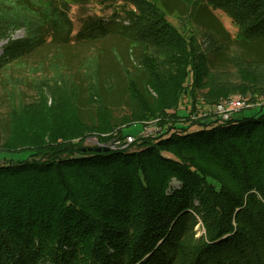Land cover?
<instances>
[{"label": "trees", "instance_id": "16d2710c", "mask_svg": "<svg viewBox=\"0 0 264 264\" xmlns=\"http://www.w3.org/2000/svg\"><path fill=\"white\" fill-rule=\"evenodd\" d=\"M98 1L116 16L107 22L87 18L74 37L67 7L77 0H15L13 8L0 13V39L18 28L25 29V37L7 42L0 74L49 39L60 38L62 44L117 39L150 52L148 61L161 51L171 55L170 61L179 59V77L168 80L171 94L157 82L154 88L162 102L148 117L158 119L165 109H176L189 73L200 81V67L210 60L205 51L202 65L194 67L195 42L168 21L174 10L181 15L174 1ZM179 1L188 8L186 0ZM199 1L195 10L188 8L189 20L220 11L237 27L234 43L262 53L261 59L256 52L259 59L239 54L236 60L240 72L254 75L252 100L263 95L264 0ZM222 49L219 45L212 51ZM57 58L48 68L61 74L66 65ZM100 64L96 59L95 88L105 106L101 90L109 93L119 85L113 77L116 57L112 55L108 68ZM123 79L128 98L145 108L142 74L137 82L129 81L134 93L127 89L124 73ZM70 81L75 122L61 116L58 85L46 79L36 86L37 101L21 107L29 118L20 119L22 128L31 123L36 127L27 142L15 138L19 125L9 114L0 143V264H264V109H249L253 113L248 115L241 110L227 120L209 116L185 126L168 125L151 138L138 137L113 150L107 145L125 138L116 135V124L125 119L93 133L96 126L81 120L80 90L72 77ZM146 81L149 85L148 77ZM112 82L107 90L105 85ZM213 84L209 79V87ZM44 93L50 97L52 118L39 112L35 119L32 112L46 104ZM226 95L212 94L206 100L216 104ZM85 102L90 105L88 98ZM89 135H94L95 146L83 145Z\"/></svg>", "mask_w": 264, "mask_h": 264}, {"label": "rangeland", "instance_id": "374dc122", "mask_svg": "<svg viewBox=\"0 0 264 264\" xmlns=\"http://www.w3.org/2000/svg\"><path fill=\"white\" fill-rule=\"evenodd\" d=\"M173 1L175 3L174 7L180 10L181 15L174 10L170 14L168 21L182 30L186 37L195 42L197 47L195 53L198 58L194 67L202 65L203 61L200 55L204 54L205 51H209L210 60L209 65L206 64L200 67V81L197 78V82H195L193 73H189L188 79L183 84L184 91L177 96L176 109H165L163 116L158 119L148 117L149 111L155 113L162 102V98L157 97L155 92L154 86L157 85V82L162 84L161 86H157L161 89H166L171 94L172 89L168 88L170 87L168 80L179 77V65L182 66V64H178L179 59H174V62L170 61L171 55L167 51H161L159 55L151 58L152 61H148L150 52L145 49L130 48L124 41L118 42L117 39L102 41L74 40L75 42L72 41L73 43L71 44H62L61 42L63 41L60 38L49 39L46 45L37 49L30 56L12 63L8 70L0 74V143L6 136L9 114L10 118L13 116L19 125L18 129L16 128L15 138L18 135L21 136L24 140L20 142H27L29 133L36 130L34 123H31V126L22 128L20 119L28 121L29 118H25L27 113L20 111L23 104L37 101L36 86L45 79L46 82L52 85L53 81H55L54 84L56 86L58 85V102L62 108L60 113L70 123L75 122L73 110L70 114V108L72 107L70 78L72 77L80 90L79 113L82 118L80 119L85 123H90L92 127L96 126V130L92 132H98L99 129H104L108 125L110 126V124L119 123L124 118V122L116 124L119 128L116 135L125 134V138L130 137L134 140L138 137L151 138L168 125L185 126L196 118L209 116L214 118L216 117L215 105L226 98L238 96L252 100L251 93L257 87L252 84L255 80L254 75L248 76L240 72L242 68L238 64L239 70L237 69L236 59L240 60L239 54L246 59H261L262 53L256 49L242 48L237 43H234L237 27L224 13L208 10L209 13L199 15L198 19L193 22V20L188 19L189 9L195 10L196 5L193 6V4L200 1L186 0L189 9H186L179 0ZM14 2L15 0H0V13L13 8ZM77 2L78 4H73L72 6L70 4L67 7L69 8L67 16L73 24L72 36L74 37L76 31H79L82 23H84L83 20L91 18V20L102 19L104 22H107V20H111L116 16L113 9L103 7L99 4L98 0H88L87 2L86 0H82L85 4H81L79 0ZM23 37H25V29L18 28L12 30L7 37L1 38L0 55L7 42L20 40ZM219 45L223 49L219 53H214L212 49ZM210 48L212 49L210 50ZM112 55L116 57V69L113 72V77L119 85L115 87L114 91L109 93H106L104 89L101 90L100 94L105 105L103 106L99 101L98 92L95 88L94 64L97 59L101 63V67L105 65L108 68ZM138 56L140 60L136 61L135 58ZM54 57H59L57 59L66 65L67 71L60 70L63 78H61L60 73L54 74L52 66L48 68V64ZM40 63L43 64V67L38 65ZM143 63L145 69L142 68ZM122 68L123 73L127 77V89L129 88L132 92L133 87L130 86V79L133 81L136 79L137 82L140 73L144 77L143 87L146 90L144 97L145 108L138 101H135L136 103L133 102V98L130 100L124 92L123 85L125 83L123 81ZM147 77L148 82L150 81L149 85H147ZM209 79L214 80V87H209ZM65 83L67 84L65 85ZM112 86L113 82L112 84L105 85L107 90H110ZM221 92L227 95L218 98L216 104L207 102V97L211 98L212 94H219ZM169 94L165 93L163 95L168 96ZM261 96H264V94L260 96L256 95L254 97L256 99L252 100L251 103H254L253 101L258 102V98H261ZM44 98L46 104H40L39 109L41 110L36 109L32 112V116L35 119H38L39 112L48 114L50 112L48 107L51 102L48 93H44ZM87 98L91 106L85 102ZM176 113L178 116L185 117L176 119L173 117ZM251 113H253V110L248 109L242 112L243 115ZM51 118L49 114V119ZM160 119L163 120L159 121ZM174 121L177 122L174 123ZM95 141L94 135H89L83 141V145L95 146ZM18 144V142L12 143V145ZM198 228L199 224L196 225L195 230Z\"/></svg>", "mask_w": 264, "mask_h": 264}, {"label": "built area", "instance_id": "2783aa9c", "mask_svg": "<svg viewBox=\"0 0 264 264\" xmlns=\"http://www.w3.org/2000/svg\"><path fill=\"white\" fill-rule=\"evenodd\" d=\"M252 108H262L264 109V97L260 98L258 102L251 103L248 99L241 98L238 96L229 97L225 100H221L215 105V115L222 119L227 120L231 117L232 114L239 112L245 109H252ZM134 139L127 137L124 140H113L108 144L110 149L116 150L121 148H126L129 144L132 143ZM97 142L95 141V145Z\"/></svg>", "mask_w": 264, "mask_h": 264}, {"label": "water", "instance_id": "95a60500", "mask_svg": "<svg viewBox=\"0 0 264 264\" xmlns=\"http://www.w3.org/2000/svg\"><path fill=\"white\" fill-rule=\"evenodd\" d=\"M95 151H97V152H98V151H101V149H100V148H96V149H95ZM103 151H104V152H106V151H107V149H103Z\"/></svg>", "mask_w": 264, "mask_h": 264}]
</instances>
